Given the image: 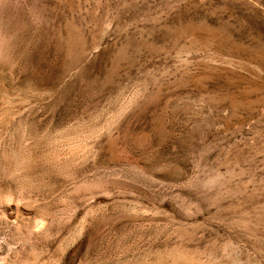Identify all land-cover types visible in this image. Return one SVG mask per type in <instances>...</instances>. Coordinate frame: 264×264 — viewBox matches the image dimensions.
I'll use <instances>...</instances> for the list:
<instances>
[{
  "label": "rangeland",
  "instance_id": "rangeland-1",
  "mask_svg": "<svg viewBox=\"0 0 264 264\" xmlns=\"http://www.w3.org/2000/svg\"><path fill=\"white\" fill-rule=\"evenodd\" d=\"M0 264H264V0H0Z\"/></svg>",
  "mask_w": 264,
  "mask_h": 264
}]
</instances>
